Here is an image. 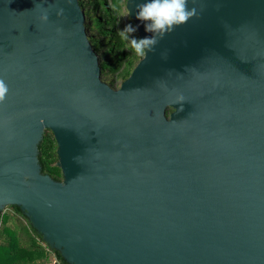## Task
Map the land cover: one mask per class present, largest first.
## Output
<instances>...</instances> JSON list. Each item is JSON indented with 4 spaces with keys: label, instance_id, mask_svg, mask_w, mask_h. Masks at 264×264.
<instances>
[{
    "label": "water",
    "instance_id": "95a60500",
    "mask_svg": "<svg viewBox=\"0 0 264 264\" xmlns=\"http://www.w3.org/2000/svg\"><path fill=\"white\" fill-rule=\"evenodd\" d=\"M188 8L114 88L79 0H0V211L70 264H264V0Z\"/></svg>",
    "mask_w": 264,
    "mask_h": 264
},
{
    "label": "trees",
    "instance_id": "16d2710c",
    "mask_svg": "<svg viewBox=\"0 0 264 264\" xmlns=\"http://www.w3.org/2000/svg\"><path fill=\"white\" fill-rule=\"evenodd\" d=\"M79 3L85 8L86 31L99 58L101 77L118 88L142 58L119 35L120 17L122 10H127V0H79ZM127 20L136 27L129 13ZM134 35L139 37L138 31ZM39 160L43 173L62 180V171L55 164L57 142L50 130H46L39 143ZM10 207L12 212L0 211V264H70L44 241L18 206Z\"/></svg>",
    "mask_w": 264,
    "mask_h": 264
},
{
    "label": "clouds",
    "instance_id": "9594fccd",
    "mask_svg": "<svg viewBox=\"0 0 264 264\" xmlns=\"http://www.w3.org/2000/svg\"><path fill=\"white\" fill-rule=\"evenodd\" d=\"M137 9L136 20L143 24L145 33L152 35L137 37L134 34L138 28L132 24H126L119 35L141 57L148 52L154 53L160 39L176 27L187 24L195 15V11L188 8V0H145L137 5ZM123 14L128 15L127 10ZM8 91L7 84L0 79V103L5 101Z\"/></svg>",
    "mask_w": 264,
    "mask_h": 264
},
{
    "label": "rangeland",
    "instance_id": "374dc122",
    "mask_svg": "<svg viewBox=\"0 0 264 264\" xmlns=\"http://www.w3.org/2000/svg\"><path fill=\"white\" fill-rule=\"evenodd\" d=\"M124 11H125V8L122 10L121 17H120L121 18V28H122V30L124 29V26L126 24H130V22L127 20V15L123 14ZM120 83H121V80H118L117 81V85H119ZM5 210L10 211V212L13 211V209L10 206L7 207Z\"/></svg>",
    "mask_w": 264,
    "mask_h": 264
}]
</instances>
